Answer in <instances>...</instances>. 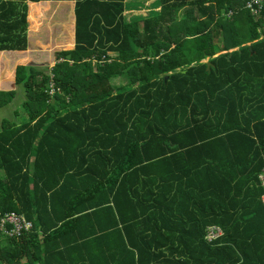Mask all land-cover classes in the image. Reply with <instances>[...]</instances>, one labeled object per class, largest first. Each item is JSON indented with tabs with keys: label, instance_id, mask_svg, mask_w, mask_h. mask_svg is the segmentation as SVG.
I'll list each match as a JSON object with an SVG mask.
<instances>
[{
	"label": "trees",
	"instance_id": "trees-1",
	"mask_svg": "<svg viewBox=\"0 0 264 264\" xmlns=\"http://www.w3.org/2000/svg\"><path fill=\"white\" fill-rule=\"evenodd\" d=\"M75 1L76 47L16 66L23 117L0 119V212L32 225L0 233V264H264V11ZM25 18L0 1V51L25 50Z\"/></svg>",
	"mask_w": 264,
	"mask_h": 264
},
{
	"label": "crops",
	"instance_id": "crops-1",
	"mask_svg": "<svg viewBox=\"0 0 264 264\" xmlns=\"http://www.w3.org/2000/svg\"><path fill=\"white\" fill-rule=\"evenodd\" d=\"M6 1V0H0ZM14 1V0H10ZM18 1V0H17ZM157 0H123V17L126 22L133 21L135 8L142 6L140 10H160L154 8ZM26 5V31L25 50L23 51H0V90H10L16 88V93L12 100L2 106V109H11L15 98L19 99V105L23 98L22 90L15 85L14 72L16 66H36L51 69L55 64V53L70 52L76 47V1L75 0H38L31 2L25 0ZM144 13V15H143ZM146 11L137 13L138 16H148ZM52 77V75H51ZM50 79L47 83V89ZM49 93V92H47ZM16 111L18 112V115ZM4 115V114H3ZM5 116V115H4ZM0 115V119L6 118ZM22 111L16 107L11 109L6 119L16 120L22 118Z\"/></svg>",
	"mask_w": 264,
	"mask_h": 264
},
{
	"label": "built area",
	"instance_id": "built-area-1",
	"mask_svg": "<svg viewBox=\"0 0 264 264\" xmlns=\"http://www.w3.org/2000/svg\"><path fill=\"white\" fill-rule=\"evenodd\" d=\"M243 8L249 12L251 17H258L260 13L264 11V0H245ZM232 12H229L228 16H231ZM55 88L50 83V88L47 90L49 94L54 92ZM258 181L260 187L264 188V169L259 172ZM264 203V193L262 196ZM32 232L31 222L28 221L23 215L15 212H0V233L9 238H19L22 235H26ZM223 236V230L219 225L210 224L206 226L204 233V240L211 244Z\"/></svg>",
	"mask_w": 264,
	"mask_h": 264
},
{
	"label": "rangeland",
	"instance_id": "rangeland-1",
	"mask_svg": "<svg viewBox=\"0 0 264 264\" xmlns=\"http://www.w3.org/2000/svg\"><path fill=\"white\" fill-rule=\"evenodd\" d=\"M139 8H135V9H137V10H135V12H133L134 13V15L135 16H132L131 18L132 19H135L136 17H139L138 15H139V13L140 12H142V11H146V13H148V11L149 10H144L145 8H143L142 10H140L141 9V7L142 6H138ZM156 11H158V10H156ZM137 13H138V15H137ZM143 15H144V13H143ZM148 15H149V13H148ZM178 17V19L181 17V13H180V15L179 16H177ZM95 66V65H94ZM113 83L115 84V85H120V84H122V82H124V78H122V77H115V78H113ZM13 107H16L18 110H20L21 111V107H20V105H19V99H17V98H15V102L12 104V106H11V109L13 108ZM11 109L9 110V109H2L1 111H0V115H2V116H6V118L8 117V114L11 112ZM4 114V115H3ZM4 116V117H5Z\"/></svg>",
	"mask_w": 264,
	"mask_h": 264
},
{
	"label": "water",
	"instance_id": "water-1",
	"mask_svg": "<svg viewBox=\"0 0 264 264\" xmlns=\"http://www.w3.org/2000/svg\"><path fill=\"white\" fill-rule=\"evenodd\" d=\"M208 66H209V65L207 64V69H208Z\"/></svg>",
	"mask_w": 264,
	"mask_h": 264
}]
</instances>
